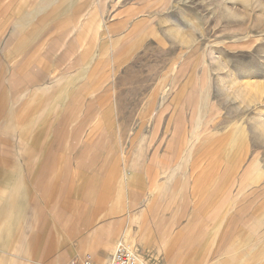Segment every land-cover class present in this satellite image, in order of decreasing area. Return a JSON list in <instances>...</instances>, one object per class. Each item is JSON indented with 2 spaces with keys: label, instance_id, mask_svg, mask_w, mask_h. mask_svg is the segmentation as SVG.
I'll use <instances>...</instances> for the list:
<instances>
[{
  "label": "crops",
  "instance_id": "crops-1",
  "mask_svg": "<svg viewBox=\"0 0 264 264\" xmlns=\"http://www.w3.org/2000/svg\"><path fill=\"white\" fill-rule=\"evenodd\" d=\"M81 9L80 0H0V264L85 254L106 263L125 240L151 264H264L256 222L222 230L227 201L210 186L221 189L226 176L159 152L150 168L145 152L115 144L114 114L98 109L114 105V88L103 103L97 86L68 77L82 67L67 64L68 38L93 17ZM49 25L77 34L45 33Z\"/></svg>",
  "mask_w": 264,
  "mask_h": 264
},
{
  "label": "rangeland",
  "instance_id": "rangeland-1",
  "mask_svg": "<svg viewBox=\"0 0 264 264\" xmlns=\"http://www.w3.org/2000/svg\"><path fill=\"white\" fill-rule=\"evenodd\" d=\"M80 1L83 9L74 12L94 18L76 40L68 38L67 64L82 66L68 77L97 86L103 103L111 95L107 85L114 88V105L98 109L114 114L115 144L145 152L150 168L159 152L174 157L170 163L182 157L200 171L207 167L211 178L226 176L221 189L210 186L227 201L222 230L255 222L264 229V0ZM99 1L101 8L87 10ZM71 27L44 32L76 33ZM124 243L152 263L134 242Z\"/></svg>",
  "mask_w": 264,
  "mask_h": 264
},
{
  "label": "built area",
  "instance_id": "built-area-1",
  "mask_svg": "<svg viewBox=\"0 0 264 264\" xmlns=\"http://www.w3.org/2000/svg\"><path fill=\"white\" fill-rule=\"evenodd\" d=\"M65 264H146L138 259L131 247L123 242H118L114 248L111 259L107 263H97L94 261L91 254H85L81 259H73Z\"/></svg>",
  "mask_w": 264,
  "mask_h": 264
},
{
  "label": "bare ground",
  "instance_id": "bare-ground-1",
  "mask_svg": "<svg viewBox=\"0 0 264 264\" xmlns=\"http://www.w3.org/2000/svg\"><path fill=\"white\" fill-rule=\"evenodd\" d=\"M116 245H117V244H116ZM116 245H115V246H116ZM114 248H115V247H114ZM132 251H133V250H132ZM112 254H113V253H112ZM108 262H109V261H108ZM106 263H107V262H106Z\"/></svg>",
  "mask_w": 264,
  "mask_h": 264
}]
</instances>
